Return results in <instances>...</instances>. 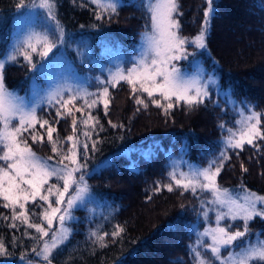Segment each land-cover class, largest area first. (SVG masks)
I'll list each match as a JSON object with an SVG mask.
<instances>
[{
    "label": "trees",
    "instance_id": "16d2710c",
    "mask_svg": "<svg viewBox=\"0 0 264 264\" xmlns=\"http://www.w3.org/2000/svg\"><path fill=\"white\" fill-rule=\"evenodd\" d=\"M30 1L0 0V58L12 43L15 29L13 18L22 11L19 5L21 2L27 5ZM52 1L57 7V21L64 29L92 36L96 50L110 47L112 52L132 55L134 44L144 31L151 28L149 15L138 7L141 0H118L117 13L112 14L111 19L106 7L92 4L90 0ZM179 2L183 13L180 17L182 34L194 39L201 29L206 0ZM215 6L218 15L212 20L208 33L209 55L199 53L198 59L208 72L212 71L218 77L221 85L231 86L237 104L247 103L253 111L262 114L264 126V0H215ZM97 14H102L103 18L97 20ZM40 48L37 53H32L33 57L39 55ZM193 49L190 47L189 51ZM99 57L102 58L96 51V59ZM82 60L78 62L77 57L75 60L80 68L84 62L90 65L88 58ZM104 62V70H99L95 63L88 67L92 75L89 82L92 92L100 89L95 76L104 80L108 77L109 66L107 61ZM30 67L23 54H16L15 60L10 59L5 63V79H9L10 84L14 81L24 85ZM109 91L112 100L109 116L104 115L102 105L92 109L93 115L104 126V131L99 135L93 134V138L100 143L97 151L89 152L88 169L106 160L112 161L114 167L89 175L87 180L94 199L88 211L74 210L76 219L69 223L74 231L68 242L54 252L53 264H177V261L198 264L188 251L195 246L196 237L190 235L187 226L197 221L200 200L191 191L182 194V189L175 186L169 176L168 157L170 153L176 157L183 156L191 163L206 167L208 161L224 147L221 141L227 133L222 132L219 125L225 123L226 127L236 131L239 128L236 123L239 109L231 108L223 100L219 108L211 102L191 109L181 103L174 104L170 114L165 115L162 109L149 102L147 109L141 106L137 112L138 106L131 98V89L126 82H121L115 88L110 87ZM143 98L147 99L146 94ZM82 103V100H77L68 105L78 119V135L86 130L79 124L83 118L81 113L75 111ZM222 108L226 111L222 112ZM87 111L85 109V115ZM246 114L247 109L244 110ZM37 116L41 121L48 119L54 124L55 107L45 104ZM240 118L243 117L240 115ZM109 119L117 124L122 123L124 127L112 128L108 124ZM54 126L57 128L54 138L58 135L64 140L72 134L71 116H65ZM35 131L44 137L43 143H33L28 133L24 134L33 151L43 158L51 156V161H57L58 157L47 142L46 127L41 129L37 124ZM80 139L84 137L81 135ZM185 144L186 154L182 152ZM67 146L65 143V150ZM228 154L231 159L225 162L217 178L218 184L231 190L240 189L243 184L247 189L264 195V153L255 154V150L246 145L239 156L232 150ZM241 163L249 169L247 173L241 171ZM49 183L56 181L53 178ZM169 183L173 184L172 192L164 187ZM157 185H160V191H156ZM52 199L54 201L55 198ZM201 199L209 200L211 194L203 193ZM36 211L39 213L41 209L37 208ZM6 215H10V210L0 206V239L5 241L6 246L10 245L12 255L0 256V263L19 259L22 254H26V258L32 257L31 248L36 246V242L24 235L23 226L19 230L10 228L9 222L3 219ZM170 225L174 228H170ZM117 226L122 227L124 232L113 238L111 234ZM263 226L264 220L259 218L250 222L254 234L262 231ZM202 228L201 220L199 230L203 231ZM28 231L36 235L34 230ZM93 232L104 236L102 243L106 246H101L97 237L92 236ZM201 252L205 260L212 259L202 249ZM227 254L226 251L222 252V256ZM212 264L217 262L213 260ZM255 264L264 262L257 261Z\"/></svg>",
    "mask_w": 264,
    "mask_h": 264
},
{
    "label": "snow or ice",
    "instance_id": "6c2138e0",
    "mask_svg": "<svg viewBox=\"0 0 264 264\" xmlns=\"http://www.w3.org/2000/svg\"><path fill=\"white\" fill-rule=\"evenodd\" d=\"M97 2L98 0H91L92 4ZM206 4L201 29L194 39H189L182 34L180 17L183 13L179 0H141L138 7L149 15L151 31H145L142 34V46L136 55L130 58L131 67L125 69L118 65L115 71L109 70L105 80L97 78L100 89L96 92H90L82 86L66 87L51 76L44 86L33 81L32 102L29 104L25 98L7 91L4 82L5 63L0 61V153H2L0 155V206L10 210V215L3 216V219L9 222L8 226L14 230H19L23 226L24 235L36 242V246L31 248V253L39 258L35 264H53L54 252L68 242L74 231V228L69 225L70 221L76 219L73 215L74 210H89L94 193L85 177L114 167L112 161L106 160L96 166L91 173L88 170L89 152L97 151L100 143L93 138V134L99 135V132L104 131V126L99 118L93 115L92 109L102 105L104 115L109 116L112 103L110 87L115 88L121 82H126L130 86L131 98L138 106L137 112L141 110V106L147 109L149 102L162 109L165 115L170 114L174 104L181 103L191 109L200 105L206 106L211 102L214 107L219 108L220 101L223 100L231 108L239 109L238 114L243 118L236 121L239 125L236 131L226 127L225 123L219 125L222 132L227 133L226 138L221 141L224 147L218 155L208 161L206 167L192 164L183 156L176 157L170 153L169 176L175 186L182 189V194L191 191V194L200 200L197 221L187 226L190 235L196 237L195 246L190 247L188 251L193 254L198 264H212L213 260L217 264L264 262V240L258 239L259 236H264V233L254 234L250 229V222L256 218L264 220V195L247 189L243 184L240 186L239 193L234 194L217 182L225 162L231 159L229 150L239 156L247 145L255 150V154L264 153L262 114L253 111L247 103L237 104L233 98L234 90L231 86L225 88L219 83L215 74H206L197 58V51H189L190 47L199 50L200 54L207 51L208 33L218 11L215 0H206ZM54 6L51 0H44L38 5L40 8L47 9L48 17L52 20L56 19L52 11ZM19 7L23 9L28 6L21 2ZM117 8V0H109L105 9L109 12V19L112 18V14L117 13ZM102 18V14L96 15L97 20ZM25 23L26 20L21 18L19 21L21 27ZM34 35L29 33L14 45V53L23 54L32 68L37 67L32 62V53L38 51L37 45L32 42ZM41 35L43 51L38 54L42 58H47L41 64V68H46L50 73L67 71L74 74L73 69L62 65L63 57L59 54V48L65 44L66 33L59 22H56L52 32L45 30ZM50 53H52L51 56H49ZM105 53L112 54V49L106 47ZM15 54L11 56L12 60L16 59ZM189 60L192 71H186V66H178L179 62ZM144 94L147 99L143 98ZM65 96L68 98L65 99ZM77 100L83 101L75 111L81 113L83 118L79 120V124L86 129L79 135L77 134L78 119L72 108L68 107ZM43 104L55 107L54 124L56 125L65 116H71V135L66 136L64 140H61L58 135L54 138V133L57 132L54 124L48 119L41 121L37 117ZM85 109L88 110L86 115ZM245 109L248 111L247 115H244ZM221 110L226 111L223 108ZM37 124L41 129L46 127L47 142L51 145V151L58 157L55 164L50 163L53 159L51 156L48 158L38 156L28 140L24 138V134L28 133L33 143L44 142V137L35 131ZM108 124L112 128L124 127L122 123H114L111 119L108 120ZM81 135L84 137L83 140L80 139ZM65 143L68 145L66 150ZM182 152L187 153L186 144ZM180 165H183V168ZM240 167L243 173L249 171L243 163ZM53 178L56 183H49ZM164 187L169 192L173 191L172 183ZM160 190V185H157L156 191ZM203 193H210L211 199H201ZM52 197H55L54 201ZM37 208L41 209L39 213L36 211ZM210 213L215 214L214 226L209 224L200 231L201 220L208 223ZM33 217L36 219L34 220ZM54 222H58V229H53ZM169 227L174 228L171 225ZM30 229L34 230L36 235L30 233L28 231ZM122 232L124 229L117 226L111 235L115 238ZM254 235L257 237L256 242H253ZM92 236L97 237L102 247L106 246L102 243L104 236L96 232H93ZM13 240L15 241V237ZM9 247L10 245L6 246L5 241L0 239V256L12 255ZM201 249L204 253L210 254L212 259L205 260ZM224 251L228 253L227 256H222ZM25 258L26 254L20 256L22 261ZM28 264H33V261L29 260ZM177 264L182 262L177 261Z\"/></svg>",
    "mask_w": 264,
    "mask_h": 264
},
{
    "label": "rangeland",
    "instance_id": "374dc122",
    "mask_svg": "<svg viewBox=\"0 0 264 264\" xmlns=\"http://www.w3.org/2000/svg\"><path fill=\"white\" fill-rule=\"evenodd\" d=\"M43 2H44V0H31L30 3L27 4L28 7L23 8L22 11H20L14 15L13 24L15 26V29L12 33V35H13L12 43L8 46L6 54H4L0 58V61H3L4 63H6V61L10 60L11 56L14 54V45L17 43L18 40L24 39V37L26 35H28L29 33L35 34L32 42L37 45V49L40 48V46L42 47L43 36L41 34L44 33L45 30L52 32L55 29V24H56L57 18H58L57 17V7H56V4L54 3V1L51 0V2H53L55 5L53 7V10H52L53 14L55 15V18H56L55 20H52L48 17L47 9H43V8L38 7V5L43 3ZM117 2L119 3L118 0H117ZM108 3H109V0H98L96 5L101 6V7H107ZM21 18H24L26 20V23L23 27H21V25L19 24V21L21 20ZM59 24L64 29V27L62 26V24L60 22H59ZM146 31L150 32L151 28H148ZM65 33H66L65 44L60 46L59 54H62V57H63L62 65H64L66 68L70 67L71 69H73L74 74L72 72H67V71H65L63 73H55V72L50 73L46 68H41V64L44 62V60H47V58H42L40 55L33 57V55H32V57H33L32 62L34 64H36L37 67L36 68H32V66L30 67V70L28 71V74L26 75V80L23 81L24 85L20 84V83L16 84L14 81L13 82L11 81V84H10V80L5 79V81H4L5 87L9 93H14L16 96L23 97V98H25V100L29 104H31L33 81L40 84L41 86H44L47 84V82L49 81L51 76H54L56 81H59V83L63 84L66 87L82 86V87H86L88 89V91L92 92L89 89V82H90V78H92V75L89 74L90 70L88 69V67L91 66L92 63H95L99 70H104V66L106 65L104 61H107V64L109 66L107 68V71L108 70L115 71L117 69L118 65L122 68L127 69L128 67H131V64L129 63L130 58L134 57L136 55V53L139 51L140 47L142 46L141 45V36L142 35H141L140 38L138 39L139 41L136 44H134V47H133L134 50H133L132 55H125V54H121V53L114 52V51L112 52V54L109 55V54L105 53V49L104 50L103 49L96 50L95 41L93 40L92 36L85 35L84 33H81V32L80 33L76 32V30H65ZM28 51L30 52V49H28ZM40 51H43V47L40 48ZM96 51H99V55H101L102 58L99 57V59H96ZM192 51H197V53H198L197 58H199V50L193 49ZM54 52H56L55 49H54ZM203 53H205L206 55H209L208 49L206 52H203ZM51 55H52V53L49 54V56H51ZM76 57H77L78 62H80L82 60V58H84V57L89 59L90 65L85 64V62H84V65H82V68L86 71V73H84L83 69L80 68L78 66V64H76V61H75ZM27 63H28V61H27ZM215 64H216V62H215ZM178 66H182V67L186 66V68H185L186 71H192V66H191L190 60L179 62ZM202 66L204 68L205 73L213 74L212 71L208 72L205 69L204 65H202ZM211 68L212 67H210V69ZM213 68H214V70L217 69V67L215 65L213 66ZM4 74H5V72H4ZM4 77H5V75H4ZM97 78H99V77H97V76L94 77V79H97ZM100 80H104V79H100ZM225 88H227V87H225ZM21 90H22V92H21ZM210 91H212V89H210ZM65 98L67 99L68 97L65 96ZM43 105H45V104H43ZM43 105H41V107ZM240 119L241 118L239 115V120ZM103 162H100L96 166L101 165ZM50 163L55 164L56 161H50ZM192 164L198 165L197 163H192ZM96 166H94L91 169H88L89 172L91 173L92 170ZM180 167L183 168V165H180ZM170 171H171V168H170ZM78 176H79V174L77 173V177ZM88 177H89V175H87L85 177L87 183H88V180H87ZM88 185H89V183H88ZM89 187H90V185H89ZM90 189H91V187H90ZM231 191L234 194H236V193H239L240 189H234ZM93 199H94V196L91 198V201ZM214 220H215V214L210 213L209 214V221H208V223H205L203 221V228L202 229H204V227H207L209 224L214 226ZM58 228H59L58 222H54L53 229L55 230ZM258 233H264V226H263V230L259 231ZM45 239H49V238H45ZM258 239L264 240V237L259 236ZM256 240H257V237L254 235L253 236V242H256ZM38 259L39 258H36L34 256V254H32V257L25 258L24 261H22L19 258L16 260H7L4 262H1L0 264H28L29 260H32L33 264H35V262Z\"/></svg>",
    "mask_w": 264,
    "mask_h": 264
}]
</instances>
